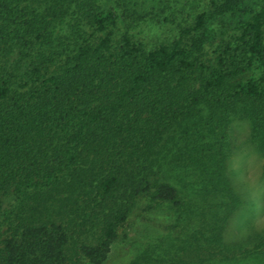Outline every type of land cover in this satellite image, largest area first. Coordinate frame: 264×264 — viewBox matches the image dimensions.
I'll return each mask as SVG.
<instances>
[{"label": "trees", "instance_id": "obj_1", "mask_svg": "<svg viewBox=\"0 0 264 264\" xmlns=\"http://www.w3.org/2000/svg\"><path fill=\"white\" fill-rule=\"evenodd\" d=\"M121 6L0 0V264H79L94 250L75 237L92 218L104 258L141 195L181 204L159 175L173 147L217 200L201 213L204 260L227 248L239 201L223 139L238 109L264 156V0L213 2L154 47L122 31Z\"/></svg>", "mask_w": 264, "mask_h": 264}, {"label": "rangeland", "instance_id": "obj_2", "mask_svg": "<svg viewBox=\"0 0 264 264\" xmlns=\"http://www.w3.org/2000/svg\"><path fill=\"white\" fill-rule=\"evenodd\" d=\"M121 1L118 13L123 16L122 31L147 47H154L178 38L185 27L193 24L197 13L220 0ZM230 35L233 39L237 34L229 32L223 36L224 40ZM208 114L209 109L202 106L194 118L205 124ZM186 130L193 134L196 127ZM223 142L224 173L239 201L224 231L227 248L223 245L211 248H222L224 252L204 260L208 244L207 233L203 231L207 216L203 214L213 211L217 200L203 196L202 176H198L193 166L185 165L173 147L170 156L174 160L165 164L159 175L176 188L181 204L152 201L149 195H141L128 218L118 224L104 258L103 248H96L101 224L92 218L75 237L94 250L92 256L82 255L79 264H264V241L260 242V236L257 238V234L264 233V156L257 148L250 120L239 109L230 115Z\"/></svg>", "mask_w": 264, "mask_h": 264}]
</instances>
